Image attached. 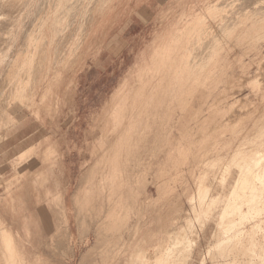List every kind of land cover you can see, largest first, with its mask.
<instances>
[{
    "label": "rangeland",
    "instance_id": "obj_1",
    "mask_svg": "<svg viewBox=\"0 0 264 264\" xmlns=\"http://www.w3.org/2000/svg\"><path fill=\"white\" fill-rule=\"evenodd\" d=\"M247 1L0 0L14 264L220 263L201 198L225 193L233 152L264 156V2Z\"/></svg>",
    "mask_w": 264,
    "mask_h": 264
},
{
    "label": "bare ground",
    "instance_id": "obj_2",
    "mask_svg": "<svg viewBox=\"0 0 264 264\" xmlns=\"http://www.w3.org/2000/svg\"><path fill=\"white\" fill-rule=\"evenodd\" d=\"M257 1L259 0H256L255 2ZM262 1L264 2V0ZM246 2L249 3L247 0ZM248 3L243 7L248 8L246 6H250L252 9V6L250 5L252 2H250L249 5ZM242 5L240 7H242ZM256 6L258 8V3L254 7ZM260 6L263 8L262 5ZM262 8H258L257 11H260L261 13V10H263ZM257 15H259V13ZM262 16L264 17V15ZM240 153L241 150L235 151L230 156H228V158L230 157V160L234 154H237L239 159L234 160L233 158V163L231 165L234 166L237 171L234 173V175H232V181L228 184V186L226 187L224 185L226 183L225 181H227L225 178V180L219 182L221 184V189L223 188L225 193H222L221 195H218V193L213 194L214 192H219V190L215 191L213 187L209 186L205 190V195L203 198H201L202 200H206L208 197V204L204 208V211L205 215H209L208 220H212V224L208 225L204 229V233L206 235L204 239L208 248H216L215 251H219V254L216 252L218 255L217 258H220L219 260L222 264H236V256L239 249H241V252L239 253H241L242 256H245L247 259V261L245 263L243 262V264H264V156L258 155L256 157L251 156L243 158V155H240ZM208 175L209 173L204 175V181H209L210 177ZM213 177H215V175H213ZM200 183H203L202 179ZM204 203H206V201H204ZM217 204L219 207L216 206ZM197 206H199L198 203ZM203 207L199 206L197 209L192 207L191 210H193L192 212L198 213L200 208L203 209ZM217 208L218 211L216 210ZM180 232L182 234V230H180ZM175 234L176 233L174 232V236ZM3 240V250H0L2 260L6 264H14V257L18 254L17 248L11 245L12 240L8 239L7 237H5ZM180 245L181 244H179V246ZM209 250L211 249H208V251ZM235 250H237L236 255L232 253L233 251L235 252ZM230 252L233 255H229ZM160 253L164 254L157 257L156 260L159 263L162 258H164V256L170 252L166 250ZM200 263L206 264L205 260H202ZM218 263L215 262L214 264Z\"/></svg>",
    "mask_w": 264,
    "mask_h": 264
}]
</instances>
